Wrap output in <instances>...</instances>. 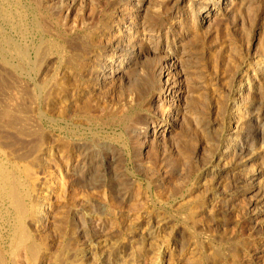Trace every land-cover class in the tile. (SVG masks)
<instances>
[{
    "label": "rangeland",
    "instance_id": "374dc122",
    "mask_svg": "<svg viewBox=\"0 0 264 264\" xmlns=\"http://www.w3.org/2000/svg\"><path fill=\"white\" fill-rule=\"evenodd\" d=\"M50 1L0 0V164L25 207L45 197L51 212L39 228L30 225L31 241L62 251L68 264H95L103 253L117 264H264V177L252 176L264 165L248 161L257 130L264 137V81L259 129L217 111L232 100L234 66L248 81L247 71L260 77L264 0H233L226 10L217 0H145L140 12L136 0L119 9L117 0H84L69 16L60 13L66 0ZM206 8L214 15L200 24ZM127 27L132 38H121ZM163 51L178 62L169 63L170 86L157 97L150 84ZM99 66L107 69L101 76ZM149 123L169 133L146 135ZM221 141L245 144H233L216 168ZM15 224L0 194L7 256ZM88 244L93 260L82 261Z\"/></svg>",
    "mask_w": 264,
    "mask_h": 264
},
{
    "label": "bare ground",
    "instance_id": "6f19581e",
    "mask_svg": "<svg viewBox=\"0 0 264 264\" xmlns=\"http://www.w3.org/2000/svg\"><path fill=\"white\" fill-rule=\"evenodd\" d=\"M46 1V0H45ZM48 2H51L50 0H47ZM67 1V5L64 8L60 9V13L62 15L65 16H69L70 14H72V12H74V8L76 6V4L83 3L84 0H66ZM88 1V0H87ZM119 1L117 4V8L119 9V7L122 6L121 4V0H117ZM128 1V0H127ZM138 1L137 4V9L138 12L143 10V7L145 5V0H136ZM204 1V0H203ZM233 0H217V4L223 8V9H229L231 7V3ZM55 2V1H54ZM53 2V3H54ZM199 2V1H197ZM231 2V3H230ZM58 4V3H57ZM61 4V3H60ZM91 4V3H90ZM121 4V5H120ZM190 4V3H189ZM191 5V4H190ZM201 5V4H200ZM209 5V3H208ZM80 7V6H79ZM77 8V7H76ZM75 8V9H76ZM142 8V9H141ZM220 8V9H221ZM90 9V8H89ZM121 9V8H120ZM141 9V10H140ZM188 9V8H187ZM140 10V11H139ZM246 10V8H245ZM88 11V10H87ZM3 12V11H2ZM57 13V12H56ZM213 11L210 10L209 8H206L202 11H200L198 13V18L200 21V24H206L207 21H209V17L212 15ZM5 14V13H4ZM6 15V14H5ZM4 15V17H5ZM61 15V16H62ZM140 14H138V16L136 17L135 22H133V26L135 27H139L140 26V21H139V16ZM214 15V13H213ZM212 15V16H213ZM109 18V17H108ZM141 19V18H140ZM131 17L129 20V25H131ZM128 22V21H127ZM109 23V22H108ZM13 24V23H12ZM113 25V24H112ZM169 25V24H168ZM109 27V25H108ZM133 28V29H134ZM127 28H124L123 30H119L122 31L120 34L121 38L124 39H129L132 38V34H131V30ZM113 30V29H112ZM114 34V33H113ZM112 34V35H113ZM144 36V35H143ZM130 43V42H129ZM165 45V44H164ZM23 47V46H22ZM150 51L154 52L157 48L150 46ZM162 49V48H161ZM35 50V49H34ZM165 50V49H164ZM148 51V50H147ZM162 51V50H161ZM20 54H24V52L22 51H18ZM27 52V50H26ZM35 52V51H34ZM166 52V51H163ZM159 53V52H158ZM35 55V53H34ZM166 56L160 57L158 58L159 61L157 62L153 73H154V77L152 78L154 81L156 80L155 83H153V86L150 84L152 90L156 93L157 97H159L162 93H164V88H168V86H170V83L168 82V78L167 76L169 75V63H172L173 65L178 62L175 58V56H172L171 53L169 51L166 52L165 54ZM231 55V53H230ZM20 57V56H19ZM28 57V55H27ZM34 57V56H33ZM24 58V57H23ZM35 58V57H34ZM38 58V52H36V59ZM27 59V58H25ZM137 59V58H136ZM135 59V60H136ZM140 59V56H139ZM130 62V64H133L134 61ZM264 61V60H262ZM32 62V61H31ZM53 62V61H52ZM259 64V63H258ZM232 65V64H231ZM121 66V65H120ZM119 66V67H120ZM233 66V65H232ZM260 68V77H254L253 72H249L247 71V77H251L252 79H250L251 81H248L246 78V75L244 74V72L242 70H238V68H236L237 66L233 67V75L234 78H231V87L229 90V93H231V97L232 100L228 103L227 107L224 110V106H217V111L220 112L226 119L227 122L230 124H236L239 123L242 125H247L250 122H253L257 127V129H259L261 126L258 123L257 118L259 117L256 113L257 109V103L258 101L256 100L257 95L259 93V89H260V85L261 82L264 81V63H261L258 65ZM228 67L229 64H227L226 66V70L225 72H228ZM17 68V67H16ZM65 68V67H64ZM98 68H100L97 71V75L101 76L102 74H105L107 69L105 66H99ZM95 69V68H94ZM109 71V70H108ZM121 71V70H120ZM91 72V71H90ZM116 72V71H115ZM118 72V71H117ZM109 73V72H108ZM223 73V72H222ZM225 73V74H226ZM252 73V74H251ZM224 74V78H222V80H226V76ZM230 76V75H229ZM18 78V77H17ZM53 80V79H52ZM58 80V79H57ZM261 81V82H259ZM22 82V81H21ZM152 83V82H151ZM230 86V84H229ZM24 92V91H23ZM169 92V90L167 91ZM247 94V96H249L248 101L244 102L242 100L243 95ZM176 96V95H175ZM48 97V96H47ZM224 97V96H223ZM6 98V97H5ZM245 99V98H244ZM13 100V99H12ZM44 100V99H43ZM164 101V100H163ZM7 102V101H6ZM181 100H178V103H180ZM216 102V101H215ZM10 103V102H9ZM24 103V102H23ZM138 103V102H137ZM3 104V103H2ZM259 104V103H258ZM1 105V104H0ZM261 105V104H260ZM25 107V106H24ZM19 110V109H18ZM24 110V109H23ZM161 110V109H160ZM262 111H264V109H262ZM3 112V111H2ZM260 112V111H259ZM19 119V118H18ZM21 119V118H20ZM23 122V120H22ZM27 122V121H26ZM25 123V122H23ZM238 124V125H239ZM234 126V125H233ZM235 127V126H234ZM230 128V127H229ZM241 128V127H240ZM147 130H144V134L148 135V133L152 132L153 135L154 134H161V135H167V133H169V128L168 126H166L164 123H155V124H148L147 125ZM30 130V129H29ZM233 130V129H232ZM18 131V130H17ZM148 131V132H147ZM230 131V130H229ZM243 131V130H242ZM258 131V137H257V148L254 149V151L252 150L251 155L248 159V161L250 160H254V162H258L261 161L262 165H264V137H261L259 134H261L260 130ZM34 132V129L32 131V133ZM151 134V133H150ZM149 134V135H150ZM262 135H264V132H262ZM20 136V135H19ZM152 136V135H151ZM208 136V135H207ZM159 137V136H158ZM146 138V137H145ZM154 138V137H153ZM229 140V139H228ZM40 141V140H39ZM218 144V148H216V150L214 151V155H213V159H214V164L216 165V168H219L222 164H223V159H226L229 154L231 152H233V144L235 145V150L238 149L240 150L242 148V146L245 144L243 142H235L232 141L231 143H228L227 141H221ZM249 145V144H248ZM244 147V146H243ZM251 147V146H250ZM252 148V147H251ZM32 149V148H30ZM242 150V149H241ZM244 150V148H243ZM250 152V150L248 151ZM1 154V151H0ZM6 156V155H5ZM226 157V158H225ZM7 158V157H6ZM1 159V157H0ZM11 159V158H10ZM14 161V160H13ZM247 161V162H248ZM7 162V161H6ZM5 162V163H6ZM226 162V161H225ZM246 162V161H245ZM8 165V164H7ZM3 165L0 164V194L3 195L5 197V199L9 202L10 206L12 207L14 213H15V219H16V224H15V229H14V237L12 239V243L11 246L9 247V252H8V256L6 253V250L3 251L1 249L0 251V264H68V257L61 251V253H53L48 249H45L44 252L41 251L40 247L38 245H35V243H33L31 241V236H30V225H34L35 227H38L40 225L41 222H43V219L45 218V216H50L51 212L49 209V204H48V198L42 197L39 200H32L33 201V205H31V208L28 209V207H25L24 204L22 203L21 198L18 196V193L15 190L14 184H16L17 182H12L10 175L8 174V172L5 170V168L2 167ZM17 167V166H15ZM224 168V167H223ZM262 169L264 168H260L258 169L257 172H254L252 174V176H256L258 174V177H264V171H262ZM19 170V169H18ZM21 170V169H20ZM216 171V169H215ZM18 172V171H17ZM20 174V173H19ZM14 176V175H13ZM15 178V176H14ZM17 178V177H16ZM29 178V177H28ZM254 179V178H253ZM21 181V180H20ZM19 183V182H18ZM24 183V182H23ZM27 185V184H26ZM34 185V184H33ZM259 185V184H258ZM257 185V186H258ZM17 186V184H16ZM24 186V185H22ZM28 186V185H27ZM261 186L259 185L258 188H260ZM257 188V189H258ZM19 189V188H18ZM21 189V188H20ZM24 189V188H23ZM29 189V188H28ZM264 189V188H262ZM27 190V189H26ZM200 190V189H199ZM21 191V190H20ZM30 192V191H29ZM199 193V192H198ZM23 195V194H21ZM20 195V196H21ZM26 195V194H25ZM24 195V196H25ZM48 197V196H46ZM24 199V197H23ZM186 200V199H185ZM31 201V202H32ZM50 203V202H49ZM86 203V202H85ZM188 203V202H187ZM26 204V203H25ZM30 206V205H29ZM197 206H194V208ZM200 209V207H197ZM191 209V208H189ZM199 209L197 210V212L199 211ZM202 209V208H201ZM208 209V208H207ZM210 209V208H209ZM190 211V210H189ZM195 210H192V214L194 213ZM206 213H204L205 215ZM98 216V215H97ZM202 216V215H201ZM193 217V216H192ZM200 217V216H199ZM205 217V216H204ZM235 217V216H234ZM88 220L91 224H94L95 227L97 228V226L99 225L100 221L97 222V220L95 221V218H91L90 216H88ZM128 220V219H127ZM163 224V223H162ZM157 225V224H156ZM114 226V225H113ZM160 226V224H159ZM189 226V225H188ZM110 227V226H109ZM164 227V226H163ZM34 228V227H33ZM39 228V227H38ZM81 228V227H80ZM36 229V228H35ZM98 230V228H97ZM80 231V230H79ZM102 232V231H101ZM69 233V232H68ZM118 236V235H117ZM43 239V238H42ZM41 240V239H40ZM147 240H149V244L151 245L153 242V234L147 233ZM185 240V239H184ZM260 243V242H259ZM9 245V244H7ZM115 245V244H114ZM154 245V244H153ZM156 245V244H155ZM101 247L104 246L103 244L99 245ZM149 247V246H148ZM153 247V246H151ZM156 248V247H155ZM159 249H157V251H159L160 253V257H167L168 254H170L169 250L167 247H159ZM94 249L95 246L88 244L86 250L83 252V254H81V260L83 261H90L93 260V254H94ZM48 250V251H47ZM67 250V249H66ZM79 250V249H78ZM106 250V248H105ZM64 251V250H63ZM107 251V250H106ZM233 251V250H230ZM69 252V250H68ZM76 252V251H75ZM109 252V251H108ZM111 252V249H110ZM66 253V252H65ZM112 253V252H111ZM154 253V251H153ZM6 254V255H5ZM77 254V253H76ZM79 254V253H78ZM109 254V253H108ZM108 254L104 255L101 254L99 258L95 259V264H117L118 260L113 261V259L111 260L110 258H108ZM123 254V253H122ZM261 254V252H260ZM47 255L52 256V261L50 262L49 259L50 257L47 258ZM131 256V255H130ZM115 257V255H114ZM116 257H118V255H116ZM219 254L217 252L214 253V255L212 256L213 260H217L219 258ZM136 258V257H135ZM194 258V257H193ZM192 258V259H193ZM261 258V256H260ZM58 260L55 262V260ZM75 259V258H74ZM117 259V258H116ZM148 259V258H147ZM76 261V260H74ZM93 261V263H94ZM122 261V260H121ZM79 262V261H78ZM133 262V261H132ZM137 262V261H136ZM143 262V261H142ZM151 262V261H150ZM158 260H153L152 264H158ZM195 262V261H194ZM77 263V262H76ZM126 263V262H125ZM131 263V262H130ZM129 263V264H130ZM80 264H84V263H80ZM87 264V263H86ZM90 264V263H89ZM132 264V263H131Z\"/></svg>",
    "mask_w": 264,
    "mask_h": 264
}]
</instances>
